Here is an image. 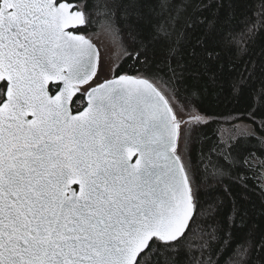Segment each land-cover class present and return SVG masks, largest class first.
Segmentation results:
<instances>
[{"label": "snow or ice", "instance_id": "1", "mask_svg": "<svg viewBox=\"0 0 264 264\" xmlns=\"http://www.w3.org/2000/svg\"><path fill=\"white\" fill-rule=\"evenodd\" d=\"M55 3L69 6L72 23L52 25L47 11L55 6L53 0H0V264H178L181 256L190 255L184 249L202 231L198 221L205 212L208 236L217 237L207 264H213L212 258L214 264H252L255 249L235 230L228 231L227 216L222 227H211L219 215V205L215 213L212 207L225 184L242 206L244 198L235 189L248 191L240 183L243 174H264V147L257 155L249 146L251 141L264 143V64L242 61L243 72L231 70L227 90L242 106L233 108L238 114L224 122L230 126L227 139L220 129L213 130L221 121L211 118L214 113L198 94L186 95L180 104L186 119L176 122L173 148L172 137L155 140L153 126L138 124L103 101L96 113L80 116L48 93L53 83L64 81L44 83V75L69 53L80 60L77 78L91 69L93 58L98 76L102 32L137 49L126 59H139L167 44L174 27L165 19L172 0ZM230 3L223 16L243 14V0ZM194 28L192 24L187 31ZM238 30L229 36L227 26L220 33L211 28L194 45L212 61L204 75L213 83L224 77L209 75L222 68L212 42L232 39ZM74 43L87 47L77 52ZM176 180L187 185V197L179 202L166 194ZM161 200L182 213L180 226L171 236L153 232L136 250L147 221L158 218ZM189 264L205 260L192 256Z\"/></svg>", "mask_w": 264, "mask_h": 264}, {"label": "trees", "instance_id": "2", "mask_svg": "<svg viewBox=\"0 0 264 264\" xmlns=\"http://www.w3.org/2000/svg\"><path fill=\"white\" fill-rule=\"evenodd\" d=\"M243 2L246 7L242 15L223 16L225 10L232 8L230 0H172L171 12L165 17L174 23V27L169 29L171 32L169 42L156 45L139 59H126L128 52L134 53L137 49L130 43L122 44L125 57L117 65L114 76L132 74L151 80L168 100H175V105L181 113L180 104L184 103V97L190 93L198 94L203 105L214 113L211 118L221 121L212 126L213 130L220 129L222 137L227 139L228 135L225 134V130L230 126L224 122L238 114L232 113L233 108L242 106L238 105L233 95L227 90L230 84L228 77L232 75L231 70L235 69L236 73L243 72L242 61L247 65L248 60H252L257 67L264 64V59H262L264 57V0H243ZM192 24H195V28L190 32L187 31ZM226 26L229 36L232 30H239L232 39L225 36L212 42V50L220 53V59L215 62L222 65V68L209 75L217 77L223 75L224 77L218 83H213L207 75H204L205 66L211 64L212 61L205 58L204 48H195L194 45L198 38L210 35L211 28H215L216 32L220 33L225 31ZM214 45H220V47L215 48ZM198 73L199 78H196ZM58 88L59 85H51L52 93ZM79 98L84 100L83 95L77 97L72 104L75 112L80 110L79 106L75 107ZM205 131L211 132L212 129ZM249 146L254 153L259 155L258 150L264 147V143L251 141ZM177 153L181 158L187 159L186 152L178 150ZM243 177L240 183L248 191L241 192L240 189H235L243 196V205L236 202L229 186L223 185L225 191L216 194V205L212 207V212L215 213L219 205V215L216 217V224L211 227H222L220 221L227 216L228 231L235 230L239 239L246 241L255 249L251 254L252 264H264L262 178L261 174H257L256 171L245 172ZM232 178L236 179L235 176ZM237 211L240 212L239 216L236 214ZM208 215L209 213L205 212L199 218L198 222L202 231L198 230L192 236L188 246L184 249L190 255L181 256L178 264H189L192 256H195L197 261L203 258L207 264V260L211 257V248L215 246L217 239L215 236L211 239L208 236L209 224L206 223ZM219 251L223 252L224 248L221 247ZM212 259L214 264L215 258Z\"/></svg>", "mask_w": 264, "mask_h": 264}, {"label": "water", "instance_id": "3", "mask_svg": "<svg viewBox=\"0 0 264 264\" xmlns=\"http://www.w3.org/2000/svg\"><path fill=\"white\" fill-rule=\"evenodd\" d=\"M53 4L55 6L47 11V16L54 27L66 26L73 22L72 17L68 15V5L64 3L56 4L55 0H53ZM47 7L49 6H46V10ZM86 47V44H73V48L77 52L81 48L86 49ZM79 63L80 60L77 56L69 53L63 57L59 66L50 69L44 75L46 85L49 80L64 81L55 93H52L50 86L48 93L51 94L56 103L63 100L66 105H70L71 111H73V100L77 96L76 94L80 93V86L89 83L96 74L97 66L93 58L91 69L77 78L78 74L75 69ZM52 85L58 84L53 83ZM11 91L12 89L9 87V93ZM100 101L104 102L105 107L113 105L116 111L124 112L138 124L153 126L155 128V140L158 141L163 135L172 137V147L176 148V136L178 134L176 122L179 119L176 118L175 111L167 97L151 80L132 74H122L107 80L88 91L86 105L77 113L80 116H86L89 112L96 113L101 107ZM176 154L178 155V153ZM178 175L180 174L178 173ZM166 194L169 200L174 199L177 202L184 200L187 197V185L176 180L168 185ZM158 212V218L153 216L147 221L148 229L144 231L142 242L137 245L136 250L143 247V244L147 242L148 237L153 232H157L162 236H171L175 234L176 229L180 226L182 213L173 211L167 201H160ZM131 259H135L134 253Z\"/></svg>", "mask_w": 264, "mask_h": 264}, {"label": "rangeland", "instance_id": "4", "mask_svg": "<svg viewBox=\"0 0 264 264\" xmlns=\"http://www.w3.org/2000/svg\"><path fill=\"white\" fill-rule=\"evenodd\" d=\"M101 35L102 66L100 67L98 76L95 74V78L93 77V79L83 88V92H87L92 87H96L102 84L103 82L114 78L117 65L125 57V50L120 42L114 41L112 36L108 32H102ZM169 102H171V105L175 111L176 118L180 121H185L186 115L179 112L178 107L175 105V100H169ZM225 134H230V128H227L225 130ZM180 143H182V141ZM261 178L262 185L264 187V174H261Z\"/></svg>", "mask_w": 264, "mask_h": 264}, {"label": "flooded vegetation", "instance_id": "5", "mask_svg": "<svg viewBox=\"0 0 264 264\" xmlns=\"http://www.w3.org/2000/svg\"><path fill=\"white\" fill-rule=\"evenodd\" d=\"M87 84H88V83H86V84L80 86V95H79V96H82V95H83L84 100H82V98H79L78 101H77V103L75 104V107L79 106V107H80V110L83 109V108L85 107V105H86V93H88V91H89L90 89H89L87 92H83V88H84ZM92 88H93V87H92ZM92 88H91V89H92ZM58 89H59V88H58ZM58 89H57V90H58ZM57 90H56V91H57ZM56 91H55V92H56ZM55 92H53V93H55ZM77 97H78V96H76V97L74 98L73 103L76 101ZM73 103H72V104H73ZM80 110H78V111H80ZM76 112H77V111H76Z\"/></svg>", "mask_w": 264, "mask_h": 264}]
</instances>
